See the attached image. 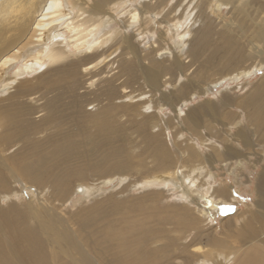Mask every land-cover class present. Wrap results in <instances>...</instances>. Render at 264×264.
<instances>
[{
    "label": "bare ground",
    "instance_id": "obj_1",
    "mask_svg": "<svg viewBox=\"0 0 264 264\" xmlns=\"http://www.w3.org/2000/svg\"><path fill=\"white\" fill-rule=\"evenodd\" d=\"M165 1L168 6L170 0H0V264H264L260 240L253 244L245 235L264 206L247 211L232 241L223 243L209 222L211 200L232 198L221 182L212 184L210 173L214 177L217 164L230 166L233 159L240 165L247 154L210 138L196 144L186 136L180 160L170 147L167 129L197 126L214 112L211 102L185 112L190 126L157 120L156 93L159 104L175 112L193 92L206 93L209 84L221 82L210 74L204 89L191 90L196 85L180 78L187 66L181 53L163 57L185 20L181 15H172L173 23L158 20L165 26L157 34L150 13ZM209 1L201 8L194 1L199 7L181 34L191 35L181 38L187 56L198 60L194 76L204 79L212 66L231 80L249 76L255 64L240 69L241 52L230 39L204 52L209 27L200 17L229 3ZM134 26L145 36L144 48L128 34ZM257 34L263 42L264 24ZM245 95L238 103L251 123H236V135L245 143L244 128L252 126L264 142V78ZM228 101L220 97L223 105ZM201 144L209 151L203 153ZM182 162L187 166L181 168ZM77 191L82 199L64 221V204ZM41 193L45 203L35 201ZM256 193L264 204V167ZM182 194L192 199L160 204ZM233 226L226 221L222 234ZM166 233L171 236L164 240Z\"/></svg>",
    "mask_w": 264,
    "mask_h": 264
},
{
    "label": "rangeland",
    "instance_id": "obj_2",
    "mask_svg": "<svg viewBox=\"0 0 264 264\" xmlns=\"http://www.w3.org/2000/svg\"><path fill=\"white\" fill-rule=\"evenodd\" d=\"M143 0H136V2H141ZM198 1L200 4L195 6L201 8L206 0H170L169 5L177 2L178 6H174L169 9V5L165 6L166 1L164 4L157 6L154 4L153 10H151V19L155 21L153 25L155 28L158 27L156 30L157 34H160L164 28V23L159 24L157 23L158 20H168L176 22V20H170L172 15H181V18H185L184 22L179 28H176L173 40H169L167 44L169 45V49H164L163 57L168 56V52H170V56H173L175 53H181L180 58L186 67L182 68L180 71V78L181 81L185 80L189 83V85L195 84L196 86H190L191 90L201 91V86L203 89L206 87V84L209 80H207V75L212 74L213 78H221L215 82V84H209L211 89L206 93H196L191 94L190 100L188 101H181V108L178 111L175 107V112L172 110L170 105H165L164 107L159 104V99L156 93V101L157 104V120L159 123H184L189 125V123L183 121V116L185 112L192 106H196L198 104L203 103L206 99L211 102V106L214 109L213 113H208L205 117L200 118L197 122L198 125L187 129L186 131H179V125L175 126L174 128H168L167 134L170 140V147L176 151V156H182V149H186L185 146L186 136L191 139L192 142L196 144H200L199 138H210L208 140H215L217 141L216 145H220L223 148L224 143H231L233 144L237 151L241 154H247V158H243L241 160V164L238 165V159H233L232 164L229 166V162H223L221 164H217L216 168L212 171L215 176L212 177V173H210L209 180L213 181L212 184L220 183L227 189L231 191L232 198L225 199V198H216L211 200L214 202V206L211 212V222L212 225L216 226V236L223 237V243L225 241H232L233 239V232L239 226V221L242 217H246L247 211H252L254 213L261 212L262 206L264 204L259 202V196L256 193V179L259 173L262 171L264 167V142L261 141L260 134L256 132V130L250 126L251 128H244L245 134V143L239 141V137H237L236 132L237 127L235 126L236 123H251L248 121L247 114L244 111V107L238 103L239 99L243 97L250 89H254L256 84L261 82L264 78V45L263 42L258 38V30L264 24V1L263 0H229L228 6L222 5L217 10L213 6L212 11H207L203 13L200 17V22L202 21L203 25L209 27V42L205 45L204 52H208L214 46L220 44L225 39H230L232 42V47H236L241 52V63L240 69L248 70L249 65L252 63L255 66H252L253 72L249 76H242L239 79L231 80L227 76V74L222 73V69H218L215 66L213 68H209L206 73H204V79H197L194 76V73L197 70L198 60H193L191 56H187L185 51V44L186 41H182L191 37V35H181L184 31H187L186 26L191 25V19L194 15V3ZM213 0H210L211 3ZM153 2V1H152ZM192 3V4H191ZM232 3V4H231ZM234 3V4H233ZM168 4V3H167ZM231 4V5H230ZM230 5V6H229ZM158 7V8H157ZM119 18V17H118ZM179 22V20H177ZM199 23H196L194 28L197 27ZM136 27H130V31L128 32L129 36L131 37L132 41L135 45L142 47V37L139 34V30ZM183 28V29H182ZM135 32V35L133 34ZM180 30V31H179ZM138 33V34H137ZM145 33V32H144ZM148 36L151 33L147 32ZM133 37V38H132ZM138 37V38H137ZM139 39V40H138ZM141 40V41H140ZM148 41V39H146ZM152 39H149L151 42ZM148 42V43H149ZM163 43V44H162ZM162 45L168 46L165 42H161ZM147 44H144V46ZM164 45V47H165ZM171 45V46H170ZM176 45V46H175ZM178 45V46H177ZM144 48V47H142ZM182 48V49H181ZM138 55V54H137ZM138 57V56H137ZM136 57V58H137ZM141 60L139 58L138 64L141 66ZM143 63V62H142ZM221 65V62H219ZM260 65V66H258ZM218 69V70H217ZM143 77H141V83L145 86L146 89H149L147 82ZM167 75H170L169 73ZM184 77H183V76ZM183 77V78H182ZM212 77V76H211ZM232 77V76H231ZM192 79V80H191ZM143 81V82H142ZM193 88V89H192ZM165 92L170 89L169 85L163 88ZM202 89V90H203ZM190 90V91H191ZM229 97V101L227 105H223L220 102L221 96ZM246 96V95H245ZM159 100V101H158ZM156 102V103H157ZM175 116V118H173ZM171 121V122H170ZM118 122H121V119L118 118ZM122 123V122H121ZM167 127V125H164ZM190 126V125H189ZM172 135V131H175ZM237 130V131H236ZM196 137H195V136ZM248 145L249 147H247ZM201 151L206 153L209 151L204 145L201 144L200 147ZM222 153V150L220 151ZM182 159V157H181ZM229 157L225 161H229ZM185 165L183 162L181 163V168ZM222 167V168H221ZM116 183V184H115ZM118 184V180H114L113 183L111 182L108 186L105 187V193L112 191L113 187ZM79 190V188H77ZM39 190H36V192ZM80 191V190H79ZM205 191V189L201 190ZM134 192H138V190H134ZM203 192H198L200 195H203ZM210 192V191H209ZM207 190V193H209ZM103 194V193H101ZM193 194V191L191 192ZM208 195V194H206ZM82 195L78 191L76 194L71 198L70 201L64 204L66 208L65 211L62 213L64 216V221L70 220L74 214V210L76 209L78 203L82 198ZM99 197V195H97ZM80 198V199H79ZM184 200L189 201L192 197H188L182 195L166 197L164 198L163 202L161 201L160 204H166L169 201H180ZM39 199V200H38ZM201 199H196L193 201L194 204L196 202H200ZM204 200V199H202ZM36 202L45 203L46 199L44 198L43 194H38L35 199ZM186 201V202H187ZM205 206V205H204ZM234 223L235 226L232 227L230 231L226 232V237L221 232V225L224 224L226 221ZM223 235V236H222ZM245 235H251L253 239V244L258 239L260 240L256 245L257 249L262 250L264 252V215H259L257 221L253 223L251 229ZM171 236L170 234L166 233L163 237L164 240ZM163 240V241H164ZM162 242V241H160ZM238 242V243H237ZM239 240L233 242L235 245L239 244ZM222 243V244H223ZM229 244V243H228ZM226 245V244H225ZM231 245V244H229ZM251 244H245L244 250L250 246ZM222 246V245H221ZM227 246V245H226ZM220 248V247H219ZM219 248H212L211 252H218ZM223 248V247H221ZM226 249V248H224ZM201 264V263H200Z\"/></svg>",
    "mask_w": 264,
    "mask_h": 264
}]
</instances>
